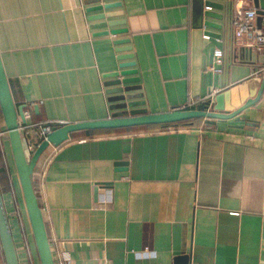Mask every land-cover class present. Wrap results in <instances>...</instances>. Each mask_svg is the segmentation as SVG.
I'll return each instance as SVG.
<instances>
[{
  "label": "crops",
  "instance_id": "obj_1",
  "mask_svg": "<svg viewBox=\"0 0 264 264\" xmlns=\"http://www.w3.org/2000/svg\"><path fill=\"white\" fill-rule=\"evenodd\" d=\"M119 1L102 9L121 13L93 17L101 9L86 7L95 1L0 0V57L27 121L194 106L214 87L211 99L239 108L241 119L73 129L46 162L47 144L31 174L54 259L176 264L187 253V264H264V44L235 39L227 8L200 17L193 0ZM110 27L127 32H98ZM118 36L128 37L136 71L110 75ZM215 46L224 56L212 71L204 64ZM0 129V190L17 261L40 264L1 108Z\"/></svg>",
  "mask_w": 264,
  "mask_h": 264
},
{
  "label": "water",
  "instance_id": "obj_2",
  "mask_svg": "<svg viewBox=\"0 0 264 264\" xmlns=\"http://www.w3.org/2000/svg\"><path fill=\"white\" fill-rule=\"evenodd\" d=\"M85 1H95L94 3L87 5V10L101 9L100 11L95 13L93 17L110 16L122 12L120 9H102L119 4V0ZM233 1L234 0H193V9L196 14L200 15V17L203 16V14H207L220 18L223 15V12L221 10L223 8H227L228 10V7L233 3ZM251 3L255 6L258 14H264V0H251ZM118 21L120 20L112 18L109 19L108 23L112 24ZM203 22L217 27L221 26V22L211 20L207 17L203 19ZM112 28L113 27L100 29L98 32H108ZM121 30L125 29H115L113 31L111 30V32H117ZM212 32L213 34H219L218 32ZM127 40L128 37L125 36H118L115 38V42L118 44L116 48L120 52L118 54V57L120 58V61L118 62L119 68L107 71V74L123 75L136 71V67L131 66L132 64H134V59L129 58L132 56V53H130V51H124V49L130 48L129 44L124 43ZM134 78H137V75H125L124 77H122V79ZM263 84L264 76L260 84L258 93H260ZM213 100L214 98L210 100V98L208 97L192 107H172L160 111H148L145 106L138 105L130 107L128 109H122L123 111H115L111 115H107L104 117L67 121L53 126L52 129L47 133V137L43 138L32 150L31 154L27 156L24 150L19 129V120L25 121L26 119L23 114L24 104H15V102L13 101L0 57V108L5 122V129L8 132L11 150L21 183L23 197L33 236L35 239L40 264H56L46 232L41 206L39 204L31 180V171L33 169L35 159L38 156L39 152L49 142L57 143L59 140L67 138L69 135V131L79 128L114 127L143 123L165 124L168 122H176L177 120L195 116H203V119L206 122H212L215 120V118L226 119L232 117L235 119H241L237 114L239 108L234 109V111L228 110L227 108L223 110ZM251 100L252 99H247V101L249 102ZM189 121H192V119H189ZM0 243L3 247L7 264H18L12 234L2 200L1 190ZM187 257V253L176 255V264H187Z\"/></svg>",
  "mask_w": 264,
  "mask_h": 264
},
{
  "label": "built area",
  "instance_id": "obj_3",
  "mask_svg": "<svg viewBox=\"0 0 264 264\" xmlns=\"http://www.w3.org/2000/svg\"><path fill=\"white\" fill-rule=\"evenodd\" d=\"M208 6V5H206ZM230 12L229 19L232 26V34L235 39H244L248 43H253L257 48H261L264 44V14L263 23H258L255 20L257 11L253 4H246L244 0H234L228 9ZM127 29L111 32L113 35L126 33ZM207 34V33H206ZM224 51L220 46H215L212 51V58L209 62H205L204 68L212 71L220 69V65L223 63ZM216 87L207 92L211 100V96L214 94ZM28 108L23 107V114L25 118L29 115ZM60 124L59 121L54 119H39V120H19L20 133L28 134L27 140L23 143L25 153L29 156L36 145L47 137V133L53 126ZM1 132V129H0ZM23 138V136L21 135ZM33 137V138H32ZM66 139V138H65ZM65 139L59 140L57 143L49 142L51 146L46 162L53 156V154L64 145ZM102 200H106L103 198ZM148 245H144L143 249H147ZM55 260V259H54ZM56 264H77L73 257L59 256L55 260ZM98 264H110L107 259L100 261Z\"/></svg>",
  "mask_w": 264,
  "mask_h": 264
},
{
  "label": "trees",
  "instance_id": "obj_4",
  "mask_svg": "<svg viewBox=\"0 0 264 264\" xmlns=\"http://www.w3.org/2000/svg\"><path fill=\"white\" fill-rule=\"evenodd\" d=\"M193 106V104H186V105H184V106H182L183 108H186V107H192ZM193 117H190V118H185V119H181V120H177L176 122L177 123H185V122H188L189 121V119H192ZM176 122H168V123H165V124H161V123H156V124H161V125H167V124H172V123H176ZM176 123V124H177ZM143 125H149L148 123H143V124H132V125H125L124 127H136V126H143ZM31 180H32V185H33V188H34V191H35V193H36V195H37V192H36V189H35V179H34V177L32 176V174H31Z\"/></svg>",
  "mask_w": 264,
  "mask_h": 264
}]
</instances>
